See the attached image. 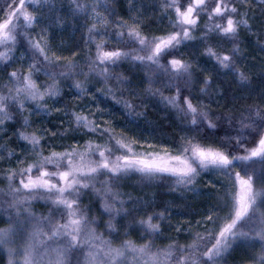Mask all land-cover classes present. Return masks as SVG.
<instances>
[{
    "label": "snow or ice",
    "instance_id": "6c2138e0",
    "mask_svg": "<svg viewBox=\"0 0 264 264\" xmlns=\"http://www.w3.org/2000/svg\"><path fill=\"white\" fill-rule=\"evenodd\" d=\"M56 3H0V72L7 73V91H0V126L14 118L13 110L17 114L28 111L29 104L39 111H51L47 101L61 96V78L83 76L84 80H74L73 84L80 95L89 91L85 85L93 77H99L105 85L111 80L123 85L126 77L113 75L112 69L131 62L166 77L162 87L174 89V94L163 96L151 80L147 91L160 95L191 127L186 130L189 135L180 137L175 150L163 146L161 151H138L134 147L138 141L117 134L107 121L101 125L93 113L73 110L70 128L64 132L84 129L97 137L106 134L107 142L101 144L90 138L83 146L51 148L47 154L42 135L21 130L19 139L31 146L27 150L31 158L17 157L20 167L6 169L0 181L6 182V187L0 188V196L7 198L3 203L15 210L8 213L6 226L0 227V251L7 253V264H227L226 255L240 244L253 250L247 264H264V107L253 105L238 115L223 117L235 134L226 131L220 142L210 140L217 133L209 130L218 125L199 101L193 102L196 98L184 94L193 76V65L177 55L181 45L199 40L204 54L220 69L234 72L241 83H246L249 76L237 65L241 49L235 41L241 28L251 30L248 12L252 0H161L160 9L168 17L171 30L151 36L142 31L138 17H132L131 22L113 21L116 14L109 0H71L73 15L84 16L89 22L88 43L95 46L94 55L89 54L83 67L53 49L46 28L36 37L31 32L41 23L39 14L43 9L55 14ZM259 3L264 4V0ZM53 19L61 23L60 17L54 15ZM109 28L113 29L111 33ZM110 41L115 45L112 48L108 47ZM24 42L28 48L20 52V60L31 49L26 71L22 67L8 72L17 62L18 45ZM225 42L233 46L219 51ZM76 55L74 51L72 57ZM39 74L47 78L44 84L39 83ZM211 82L210 77L203 79L201 93L207 95ZM97 91L121 102L112 87ZM123 106L129 110L134 107L128 100ZM23 119L26 129L30 126L28 117ZM204 124L206 128L202 129ZM46 131L57 136L55 130ZM12 156L8 151V158ZM0 159H4L2 154ZM201 172L219 173L228 181L221 185L224 191L218 194L216 207L204 217L211 224V228L205 227V233H195L186 244L174 240L159 247L155 241L162 235L160 221L165 219V213L160 212L137 221L142 231L139 241L128 238L127 231L123 239L116 240V218L131 215L135 208L128 207L130 196L126 201L113 190L114 182L138 173L148 180L171 178L175 185L188 188ZM89 189L100 198L104 213L109 215L107 236L81 208V196ZM37 199L50 205L47 216L30 211L32 201Z\"/></svg>",
    "mask_w": 264,
    "mask_h": 264
},
{
    "label": "trees",
    "instance_id": "16d2710c",
    "mask_svg": "<svg viewBox=\"0 0 264 264\" xmlns=\"http://www.w3.org/2000/svg\"><path fill=\"white\" fill-rule=\"evenodd\" d=\"M0 3H3V0H0ZM160 3L161 0H132L130 7V0H109V6L116 14L112 17L113 21L123 19L131 22L132 17H138L142 31L149 36L161 35L165 31L171 30L169 19L161 11ZM72 7L71 0H57L55 14L48 11L47 8L43 9L39 14L41 23L31 32L36 37L41 33L42 28H46L49 39L56 42L55 50L65 57L75 59L78 66L83 67L89 54L94 55L95 46L88 43L89 34L87 29L89 22L84 16L73 15ZM54 15L61 18L60 24H57L53 19ZM248 16L251 30L241 28L235 41L241 49V53L237 58V65L249 76L246 83H241L234 72L220 69L214 60L204 54V45L199 40L189 41L177 49V55L193 65V76L189 86L185 88L184 94L196 98L193 102L199 101L200 106L208 111L210 118L218 125L217 129L209 130V132L214 131L217 133L214 137L210 136V140L215 139L220 142L226 131H233L227 121L222 119L223 117L231 113L238 115L240 111L253 105L264 107V4L259 3V0H252ZM112 31L113 29L109 28V32ZM197 35H199V32H197ZM212 39L215 40L216 37H212ZM114 46L110 41L108 47L112 48ZM232 46L231 43L225 42L218 50L225 51ZM26 48H28L26 42L23 43V46L18 45L17 62L13 64V67L7 69L8 72H11L14 68L21 69L22 67L26 71L27 64L30 63L28 56L31 55V49H28L25 54L24 61L18 59L20 52H23ZM74 51L77 52V55L72 57ZM112 74L126 77L125 83L118 85L115 80H111L105 85L99 77H93L87 80L85 86L89 90L86 95L97 97L106 108L119 117V125L112 126L115 132L117 134L128 132L132 128V130L149 139L151 143L175 150L181 142L180 137L189 135L186 130L191 125L187 119L182 118V114L177 109L167 105L160 95H151L147 91L149 80H151L154 82L153 87L161 88L163 96L174 94V89L170 90L162 87V81L166 77L162 73L153 72L149 68L137 66L131 62H123L112 69ZM0 77L4 78L0 80V91L6 92L4 80L7 79V73L0 72ZM206 77H210L212 81L207 89V95L200 91L204 87L202 81ZM46 79L45 76L39 74V83L44 84ZM77 79L84 80L85 78L78 75L68 79L61 78L62 94L47 101L49 109H51V111H47L48 113L43 111L44 113L41 115V113L33 111V105L23 114H17L13 110L14 118L0 126V154L4 157V159H0V181H3V172L6 169L20 167L17 164V157L24 158L28 156L29 159L31 158L27 152L31 146L19 139L21 130L42 135L44 137L42 144L45 146V154L51 148L63 150V148L73 144L82 146L90 138L101 144L107 142L106 134L97 137L95 133H87L84 129L64 132L65 129L70 128L71 121L69 120L64 125L65 119H60L61 117L55 114L56 111L50 107V102H52L62 112L68 114L69 118L73 110L79 111L71 97V93L77 90L73 86L74 80ZM108 87L113 88L116 97L121 101L120 103H117L116 99L111 96H105L102 92L97 91V89L106 91ZM124 100L130 101L134 106L133 109L124 108ZM45 114H49V116H45ZM24 116L28 117L30 125L26 129L24 128ZM118 126L120 127L117 128ZM126 127L128 129H125ZM201 128H206V124L201 125ZM41 129L55 130L57 136L53 137L50 131L43 133ZM192 134L195 135V133ZM233 134H235L234 131ZM4 146L7 150H4ZM8 151L13 153L11 159L8 158ZM97 186L99 187V183ZM3 187H6V182L0 183V188ZM113 190L119 192L126 201L130 196L132 200L128 202V207L130 210L135 208L131 215L116 218L115 222L119 229L116 234L117 241L124 238L125 231L129 233L128 238L139 241L142 231L137 221L141 217L155 215L160 212L165 213V219L160 221L162 235L157 237L155 241L159 247H163L174 240L180 244L189 243L195 233H205L206 226L211 228L210 222L205 225L191 222L186 226L188 227L186 230L179 229L177 231L174 226L173 215H190L196 212V207L190 191L177 188L171 178L148 180L141 178L138 173H130L118 182H114ZM6 199V197L0 196V227L6 226L5 221L8 213H14L15 211L14 209H8L7 205L3 203ZM81 200V208L86 212L89 220H95L99 226L98 231L104 232L107 236L105 226L109 220V215L104 213L100 198L89 189L82 194ZM49 210L50 205L44 200L37 199L31 203L30 211L37 216H47ZM236 251L239 250H235L225 257L227 264H247L248 254L244 255L241 251ZM248 251H250L249 248L246 252ZM1 256L0 254V261L4 258Z\"/></svg>",
    "mask_w": 264,
    "mask_h": 264
},
{
    "label": "rangeland",
    "instance_id": "374dc122",
    "mask_svg": "<svg viewBox=\"0 0 264 264\" xmlns=\"http://www.w3.org/2000/svg\"><path fill=\"white\" fill-rule=\"evenodd\" d=\"M51 46L53 49H56V42L55 40H50ZM20 55L18 56V59L20 60ZM21 61H24L21 60ZM72 101L75 103L77 109L79 110H84L85 112H91L94 114V117L97 119V122L100 123L101 125H104V122L107 121L109 126L112 127L114 125H119L118 122H120L119 117L114 114L110 109L106 108L102 103L100 99L97 97L95 98L94 96L91 95H80L78 90H74L71 93ZM50 107L52 110L58 108L55 106L52 102H50ZM33 107V111L37 113H44L43 111H39L35 109L34 104H29L28 108ZM49 105V104H48ZM60 109V108H59ZM47 112V111H46ZM48 113V112H47ZM57 115H59L61 118L60 119H65L63 122L64 125L70 120L68 114H65L60 110L59 112L56 111ZM45 116H49V114H45ZM118 126L117 128H119ZM125 129H128L127 127ZM43 133L46 132V130L41 129ZM129 140H136L138 141L137 144L134 145L136 150L138 151H161L162 147L151 143V141L147 138H145L143 135L138 133L137 131L131 130L130 131H125L122 132ZM95 141V139H94ZM148 145H152V148H148ZM83 146V145H82ZM227 178L224 177L222 174L219 173H211V172H201L200 176L197 177L196 183L193 185H190L188 188H185L183 186H177V188L182 189L184 191H190L192 195V200L193 203L196 207V212H193L190 215H173L174 221H175V228L176 229H183L186 230L191 222H194L193 224H202L205 225L208 221L204 219L205 215L209 212L211 208H214V205H217V201L220 199V195L222 194L221 192L224 191L223 187L221 185L227 184ZM215 185V187H213ZM248 247L244 244L237 245L234 250H232L230 253L232 254L235 250L241 251L244 255L248 254V256L253 255V250L250 249V251L246 252ZM259 248L255 251H258ZM236 251V252H239ZM229 253V254H230ZM0 254L2 255L1 257H4L0 262L1 264H7L8 261V256L7 253L4 251H0ZM228 255V254H227ZM226 255V256H227Z\"/></svg>",
    "mask_w": 264,
    "mask_h": 264
}]
</instances>
